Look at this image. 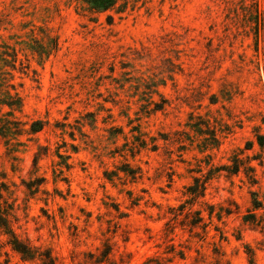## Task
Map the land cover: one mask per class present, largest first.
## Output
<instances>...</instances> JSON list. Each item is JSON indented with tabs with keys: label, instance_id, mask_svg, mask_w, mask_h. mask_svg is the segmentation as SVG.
I'll list each match as a JSON object with an SVG mask.
<instances>
[{
	"label": "rangeland",
	"instance_id": "rangeland-1",
	"mask_svg": "<svg viewBox=\"0 0 264 264\" xmlns=\"http://www.w3.org/2000/svg\"><path fill=\"white\" fill-rule=\"evenodd\" d=\"M256 9L0 0V181L18 237L55 264H264ZM9 241L0 231V264H43Z\"/></svg>",
	"mask_w": 264,
	"mask_h": 264
},
{
	"label": "trees",
	"instance_id": "trees-1",
	"mask_svg": "<svg viewBox=\"0 0 264 264\" xmlns=\"http://www.w3.org/2000/svg\"><path fill=\"white\" fill-rule=\"evenodd\" d=\"M89 7L91 11L94 12H103L106 10H109L110 8L114 7L119 0H83ZM254 19H255V29L256 33H259L261 29H264V19L261 18V13L259 9H256V12L254 13ZM9 96V95H8ZM15 102V103H14ZM3 104L8 105L10 108L17 107L21 108V101L19 100V97L16 99H12L11 101H3L1 102ZM156 109H159V106L156 107ZM33 130L39 131L42 129L43 124L42 121H36L33 123ZM240 170V162L235 161L233 172L237 173ZM125 174L133 175L134 171L126 170ZM5 188V183L0 181V231L5 233L10 238V244L12 245L13 249L16 250L18 253L22 255L24 259H40L43 264H55L54 257L52 256L49 249L40 250V248H36L29 243L23 241L18 237L16 234L13 226H12V210L9 208H6L5 205H3V191ZM200 188V190H199ZM205 187V181L201 182L200 178L196 177L194 179V183L189 186L188 191L194 196L199 197L203 196ZM254 194L253 199V206L255 209L262 208L264 205V202L260 200L258 197H256L257 193ZM248 220V219H247ZM110 254V248H107L103 256L106 258ZM104 259L100 260L101 262ZM217 264H223L221 262H218ZM229 264V263H227Z\"/></svg>",
	"mask_w": 264,
	"mask_h": 264
}]
</instances>
